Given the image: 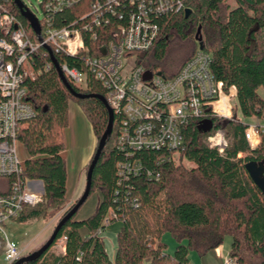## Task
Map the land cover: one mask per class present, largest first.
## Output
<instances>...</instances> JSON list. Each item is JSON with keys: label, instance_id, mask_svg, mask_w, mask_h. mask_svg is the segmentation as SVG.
Instances as JSON below:
<instances>
[{"label": "trees", "instance_id": "1", "mask_svg": "<svg viewBox=\"0 0 264 264\" xmlns=\"http://www.w3.org/2000/svg\"><path fill=\"white\" fill-rule=\"evenodd\" d=\"M95 1L80 0L55 13L54 25L82 29L91 20V4ZM126 1L118 7L122 18L112 16L110 24L82 29L86 45L93 47L97 43L91 37L93 32L106 40L113 27L126 24V15L133 8ZM0 2L23 22L31 39L37 42L14 0ZM190 7L188 17L176 12L157 20L160 35L140 55L139 62L148 71L175 75L199 48L196 34L201 27L203 49L212 54L211 73L226 90L234 87L237 92L234 116L222 119L208 111L206 119L191 120L185 125L184 148L172 152L140 149L129 156L116 146L119 115L114 113L112 134L93 169L88 198L94 192L99 195L94 212L76 219L81 206L60 227L47 251L22 264H144L145 260L150 264H193L192 253L203 256L222 245L226 236L232 237L229 256L238 264H264V193L244 166L250 160H264V138L254 149L246 134L249 124L236 115L240 110L244 118L264 121V0H199L192 1ZM176 42L183 50L174 55ZM52 53L60 66L80 65L78 57L54 49ZM34 56L36 76L26 82V101L35 115L22 121L18 133L28 153L20 176L42 182L44 203L24 206L15 218L19 222L45 218L49 209L60 210L68 201L67 163L62 152L66 149L64 134L69 125L70 102L81 106L97 138L86 172L109 122L108 110L100 99L78 98L66 86L47 47H39ZM68 82L77 92L106 96L103 84L93 78L86 88ZM219 128L226 131L228 138L225 153L212 149L207 141ZM255 136L251 131L252 141ZM128 160L137 161L140 171L123 173L119 164ZM184 161L191 166H185ZM15 179L16 175L0 176V195L11 192ZM107 219L109 223L121 221L114 259L108 255L100 235ZM165 233L177 243L173 254L167 252L168 245L161 240ZM64 236V251L53 252L51 248Z\"/></svg>", "mask_w": 264, "mask_h": 264}, {"label": "built area", "instance_id": "2", "mask_svg": "<svg viewBox=\"0 0 264 264\" xmlns=\"http://www.w3.org/2000/svg\"><path fill=\"white\" fill-rule=\"evenodd\" d=\"M80 0H43L41 40L34 42L25 25L6 4L0 2V176L16 175L11 192L0 195V257L13 264L23 255V248L3 235L7 223L17 218L24 206L44 203V190L40 180L24 179L26 157L18 133L22 121L35 115L26 101V82L36 76L35 52L49 47L59 53L78 57L79 66L63 63L61 68L68 80L82 88L93 79L103 84L110 107L119 115L116 146L129 156L140 149L184 148V128L191 120H204L208 111L222 119L232 118L236 90H226L211 73L212 54L197 49L173 76L145 69L139 62L160 35L159 18L191 9L192 1L199 0H128L132 10L126 24H117L111 35L102 40L92 34L91 47L85 44L82 29H93L110 24L112 16L122 18L118 9L124 0H96L92 2L91 20L79 27H57L55 13L73 6ZM36 15V14H35ZM37 36V35H36ZM258 125L249 124L247 137L252 147L250 131ZM209 146L225 153L228 146L226 131L216 129L208 137ZM124 173L140 171L137 161L119 164ZM109 224V220H105ZM101 232V231H100ZM64 236L59 241L65 242ZM62 243V244H63ZM64 248V244L62 245ZM222 264H238L230 256Z\"/></svg>", "mask_w": 264, "mask_h": 264}, {"label": "rangeland", "instance_id": "3", "mask_svg": "<svg viewBox=\"0 0 264 264\" xmlns=\"http://www.w3.org/2000/svg\"><path fill=\"white\" fill-rule=\"evenodd\" d=\"M43 0H23V2L36 16L41 19L43 18V8H42V2ZM177 44V45H176ZM182 51L183 48L180 43H175V46L173 47V52H175L174 55H176V52ZM181 55V54H180ZM232 103L236 104V98L232 99ZM77 104V102H76ZM78 106H75V108H70V121L71 124L66 128L65 130V143H66V151L64 154L67 157H70L71 161H78V158L80 155L85 152V150L89 147L90 144V134H91V128L89 123L87 122L85 116L83 115V110L79 104ZM236 115L245 121L248 124H254L258 125L256 128V131H252L256 136V139L253 141L255 142V147H257L261 141L263 140L264 136L262 133H264V121L260 120L258 118H244L240 110L236 113ZM234 116V108L232 109V117ZM230 119V118H229ZM251 132V131H250ZM227 138V136H226ZM228 142V138H227ZM21 154L23 158L28 157V153L24 150H21ZM185 166L190 167L191 163L184 161L183 163ZM40 189H44L43 187ZM85 190L82 188L81 192L75 194L73 196V191L69 192V195L72 194V196H68V201L65 204L63 208L60 210H51L49 209L45 218H37L28 221V222H19L15 221V218L10 220L7 223V226L5 227L3 235H6L9 240L15 242L18 246L23 248V256L33 252L34 250H37L40 248L53 234L57 224L63 217L64 213L82 196L83 192ZM99 201V195L97 192H94L88 200L84 202L82 207L77 213L76 219H83L91 215ZM240 203H238L239 205ZM121 226V221L116 220L113 221L104 227L103 231L101 232V237L104 240L106 251L111 259L115 258L116 255V237H117V230H119ZM243 238L241 234H238ZM226 238V237H225ZM165 243H167V252L170 254H173L175 247L177 245L175 239L171 237L170 234L165 233L163 235V238L161 239ZM63 242L59 241L57 244L51 248L53 252L61 253L62 248L61 246ZM245 249V248H244ZM246 251V249L244 250ZM213 254V253H212ZM215 257H210L209 263L212 264ZM191 261L193 264H201V258L195 253L191 254ZM255 261H251L253 263ZM0 264H7L3 258L0 257ZM144 264H150L149 260H145Z\"/></svg>", "mask_w": 264, "mask_h": 264}, {"label": "water", "instance_id": "4", "mask_svg": "<svg viewBox=\"0 0 264 264\" xmlns=\"http://www.w3.org/2000/svg\"><path fill=\"white\" fill-rule=\"evenodd\" d=\"M15 4L18 6L20 9L21 15L28 20L31 28L37 35L38 39L41 40V25L39 22L38 17L27 7L25 6L24 2L22 0H14ZM191 14V9H186L185 10V17H188ZM201 27H198L196 38L199 42V47L200 49H203V41H202V36H201ZM48 51L50 52L51 59L62 79V81L66 84V86L71 90V92L78 98H87V97H95L97 99H100L106 106L108 113H109V122L107 125L106 130L104 131L102 137L99 140L97 150L95 152V155L91 161V164L88 168L87 171V177H86V186L85 190L80 197V199L77 201V203L67 212L65 215H63L62 219L59 221L57 224L53 234L51 237L37 250H34L33 252L21 257L18 259L14 264H22L26 261H31V260H36L38 259L45 251H47L53 242L55 241L56 235L60 227L67 221L69 220L76 212L79 210V208L82 206V204L88 199V196L91 191V182H92V174H93V169L100 157V154L104 147L106 146V143L109 139V137L112 134L113 131V125H114V111L110 107L107 99L101 95V94H95V93H89V94H84L77 92L73 89L72 85L68 82L60 64L54 57L51 48L47 47ZM211 128V125L209 126ZM245 168L251 177V180H253L254 184L264 193V160L256 161V160H250L245 163Z\"/></svg>", "mask_w": 264, "mask_h": 264}, {"label": "crops", "instance_id": "5", "mask_svg": "<svg viewBox=\"0 0 264 264\" xmlns=\"http://www.w3.org/2000/svg\"><path fill=\"white\" fill-rule=\"evenodd\" d=\"M75 106H78L76 102H70L69 104V125L71 124L70 108L71 107L75 108ZM83 115L85 116L91 128L89 147L85 150V152H83L80 155V157L78 158V161L76 162L75 161L72 162L70 157H67L64 154L66 149L62 152V155L65 158L66 163H67V176H68L67 177V193H68V196L70 197L72 196V194L69 195V192L71 191V189L73 191L72 193L74 196L75 194L81 192L82 188L84 189V187H87L86 186V177H87L86 168L94 154V150H95L96 143H97V138L92 128V125L87 119L84 112H83ZM231 245H232V237L226 236L223 244L220 245L217 249L208 251L207 254L200 256L201 264H208L209 263L208 259L213 256L215 257L214 259L215 262H213L212 264H222L226 258H229V254L231 251ZM61 248H62L61 252H63L64 251L63 246H61Z\"/></svg>", "mask_w": 264, "mask_h": 264}, {"label": "bare ground", "instance_id": "6", "mask_svg": "<svg viewBox=\"0 0 264 264\" xmlns=\"http://www.w3.org/2000/svg\"><path fill=\"white\" fill-rule=\"evenodd\" d=\"M249 134H250V138H251V132Z\"/></svg>", "mask_w": 264, "mask_h": 264}]
</instances>
